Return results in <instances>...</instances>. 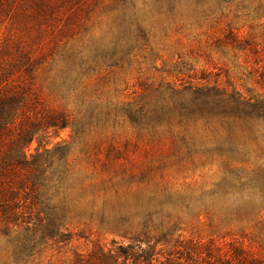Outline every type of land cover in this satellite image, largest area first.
Returning <instances> with one entry per match:
<instances>
[{
  "label": "rangeland",
  "instance_id": "rangeland-1",
  "mask_svg": "<svg viewBox=\"0 0 264 264\" xmlns=\"http://www.w3.org/2000/svg\"><path fill=\"white\" fill-rule=\"evenodd\" d=\"M89 2L63 33L60 23L38 33L36 27L29 33L4 28L7 18L0 30L17 43L12 52L22 47L35 57L47 55L34 73L25 66L18 80L31 85L41 108L63 112L72 121L53 139L69 144V180L78 185L70 192L68 224L62 229L72 240L49 243L37 263L70 264L74 251L86 253L94 242L127 244L157 211L158 201L169 198L162 217L184 229L176 234L228 240L243 231L245 245L264 264V204L207 194L221 179L223 161L208 153L176 152L173 135L185 127L178 124V110H170L174 99L165 101L161 118L149 121L154 127L137 113L143 87L181 89L201 72L210 83L218 77L245 96L264 97L255 68L264 65V0H96L85 6ZM115 41L117 59L124 55L121 64L93 60ZM65 54L82 64L65 66ZM75 126L82 131L79 137ZM189 128L196 135L211 133L200 122ZM37 146L33 142L28 153ZM122 218L128 235L118 230ZM9 256L0 243V264H8Z\"/></svg>",
  "mask_w": 264,
  "mask_h": 264
},
{
  "label": "trees",
  "instance_id": "trees-1",
  "mask_svg": "<svg viewBox=\"0 0 264 264\" xmlns=\"http://www.w3.org/2000/svg\"><path fill=\"white\" fill-rule=\"evenodd\" d=\"M85 1H90L85 4L87 7L96 2L0 0V30L7 18L4 28L14 26L29 33V28L36 27L38 33L43 32L44 26L60 23L63 33L68 22L79 18ZM3 33L0 34V243L10 254L8 264H38L36 260L46 245L72 240L62 229L68 224L70 192L78 185L69 180V144L53 142L72 121L63 112L41 108L39 95L31 85L18 80L25 66L29 68L26 72L32 74L47 55L35 57L22 51V47L12 52L11 46L17 43L8 41L9 35ZM119 48V41L112 47L105 45L93 60L99 59L104 64L109 58L113 65L121 64L124 55L117 59ZM61 57L67 67L77 68L83 62L67 54ZM56 62L52 58V65ZM255 68L261 72L258 81L264 90V65ZM192 80L181 85V89L143 87L137 113L151 127L149 121L161 118L165 111V101L174 99L175 107L170 110H178V124L185 127L173 135L176 152L186 156L208 153L223 161L221 179L207 194L231 196L237 201L250 199L248 203L258 199L264 204V97L245 96L233 85L221 83L218 77L210 83L204 72ZM197 122L210 128L208 137L190 132V124ZM237 125L242 130L236 132ZM78 129L75 126L79 137L82 131ZM33 142L38 146L28 153ZM107 160L113 158L107 156ZM170 205L171 199H160L157 211L149 215L129 243L94 242L86 253L74 251L70 264H263L259 255L245 245L243 231L228 240L225 236L185 239L181 233L176 234L184 229L171 222L170 216L162 217ZM125 224L127 219H120L118 230L128 235Z\"/></svg>",
  "mask_w": 264,
  "mask_h": 264
}]
</instances>
